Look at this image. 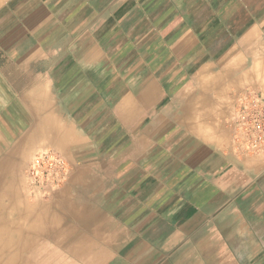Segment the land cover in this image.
<instances>
[{
    "label": "crops",
    "instance_id": "obj_1",
    "mask_svg": "<svg viewBox=\"0 0 264 264\" xmlns=\"http://www.w3.org/2000/svg\"><path fill=\"white\" fill-rule=\"evenodd\" d=\"M0 60V121L71 164L38 199L0 164L3 261L264 264V161L230 124L264 92V0H0Z\"/></svg>",
    "mask_w": 264,
    "mask_h": 264
},
{
    "label": "built area",
    "instance_id": "obj_2",
    "mask_svg": "<svg viewBox=\"0 0 264 264\" xmlns=\"http://www.w3.org/2000/svg\"><path fill=\"white\" fill-rule=\"evenodd\" d=\"M232 145L241 156L264 161V92L246 89L235 101L232 118ZM71 164L59 150H37L24 169L27 192L33 199L48 198L68 178Z\"/></svg>",
    "mask_w": 264,
    "mask_h": 264
},
{
    "label": "rangeland",
    "instance_id": "obj_3",
    "mask_svg": "<svg viewBox=\"0 0 264 264\" xmlns=\"http://www.w3.org/2000/svg\"><path fill=\"white\" fill-rule=\"evenodd\" d=\"M0 63H2V60H0ZM42 68V67H41ZM2 105V100H0V114L2 115L3 111L5 110L7 114V110L11 113L13 108L5 109ZM8 126L12 130V125L3 124L2 121H0V150H4L5 155H0V164H5L4 170L5 172H9L6 174V177L9 178V182L12 184L13 181L17 180L20 182V192L22 195L25 196L27 193V187L26 182L24 178V169L31 159L32 155L39 149L40 146H28V141L21 139H15V136L13 137L11 130L8 129ZM17 128L21 130V132L25 131L27 126L26 124H18L16 125ZM18 135V134H17ZM13 137V138H12ZM4 158V160H2ZM2 167V168H3ZM27 196V195H26ZM25 196V197H26ZM31 198L29 195L27 196ZM8 258L6 257L5 260ZM3 259H1L0 255V264L2 263Z\"/></svg>",
    "mask_w": 264,
    "mask_h": 264
},
{
    "label": "bare ground",
    "instance_id": "obj_4",
    "mask_svg": "<svg viewBox=\"0 0 264 264\" xmlns=\"http://www.w3.org/2000/svg\"><path fill=\"white\" fill-rule=\"evenodd\" d=\"M4 160V159H3ZM2 165V164H1ZM4 171V170H3ZM26 187H27V185H26ZM56 188V187H55ZM13 189V188H12ZM53 190V189H52ZM52 190H51V192H52ZM51 192H50V195H51ZM19 194V193H18ZM20 195V194H19ZM17 197V196H16ZM6 222V221H5ZM5 254H7V253H5ZM0 255H1V259L4 257L3 256V253L2 252H0ZM9 255V254H8ZM12 257H13V255L11 254V256L6 260V261H3L2 263H4V264H12ZM5 259V258H4Z\"/></svg>",
    "mask_w": 264,
    "mask_h": 264
}]
</instances>
